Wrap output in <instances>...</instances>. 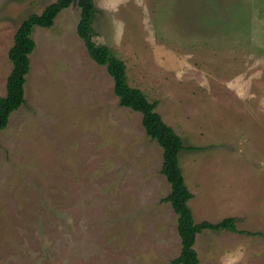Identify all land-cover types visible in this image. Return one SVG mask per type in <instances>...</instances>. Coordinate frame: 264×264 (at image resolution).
Returning <instances> with one entry per match:
<instances>
[{"label": "rangeland", "instance_id": "374dc122", "mask_svg": "<svg viewBox=\"0 0 264 264\" xmlns=\"http://www.w3.org/2000/svg\"><path fill=\"white\" fill-rule=\"evenodd\" d=\"M56 0H0V97L15 33ZM95 40L182 136L200 264H264V0H94ZM81 8L36 26L26 102L0 133V264H172L163 148L90 56Z\"/></svg>", "mask_w": 264, "mask_h": 264}, {"label": "trees", "instance_id": "16d2710c", "mask_svg": "<svg viewBox=\"0 0 264 264\" xmlns=\"http://www.w3.org/2000/svg\"><path fill=\"white\" fill-rule=\"evenodd\" d=\"M73 4L81 8L80 20L77 25L79 36L83 39L90 56L100 65L106 66L113 77L114 90L122 106L142 113L143 126L153 139L163 148L162 173L171 184V192L163 198L170 202L178 214V231L182 240V250L172 264H200L195 248L197 235L204 230H228L243 232L236 225V218L229 216L218 222L204 220L196 222L190 200L193 192L187 185L180 155L185 149H195L186 146L181 135L169 125L157 110V102L150 101L140 88L130 85L125 62L115 56L110 47L95 40L94 20L98 8L94 0H56L49 4L41 13L29 15L15 33L14 44L9 57L13 69L7 79V92L0 97V133L7 127L10 115L25 102V84L31 69V53L36 47L33 31L36 26L50 27L55 23L58 14Z\"/></svg>", "mask_w": 264, "mask_h": 264}, {"label": "crops", "instance_id": "0c3cea01", "mask_svg": "<svg viewBox=\"0 0 264 264\" xmlns=\"http://www.w3.org/2000/svg\"><path fill=\"white\" fill-rule=\"evenodd\" d=\"M33 32H34V31H33ZM25 92H26V91H25ZM18 109H19V108H18ZM15 111H16V110H15ZM13 112H14V111H13ZM13 112H12V113H13ZM12 113H11V114H12ZM9 119H10V118H9ZM7 126H8V125H7ZM4 129H5V128H4ZM4 129H3V130H4ZM1 132H2V131H1ZM190 206H191V205H190Z\"/></svg>", "mask_w": 264, "mask_h": 264}]
</instances>
